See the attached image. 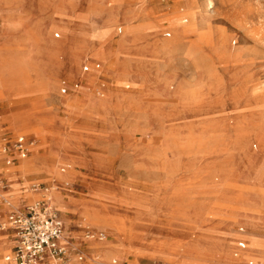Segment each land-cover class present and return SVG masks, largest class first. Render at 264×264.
<instances>
[{"label":"rangeland","instance_id":"374dc122","mask_svg":"<svg viewBox=\"0 0 264 264\" xmlns=\"http://www.w3.org/2000/svg\"><path fill=\"white\" fill-rule=\"evenodd\" d=\"M53 4L87 28L0 40V133L38 148L0 189V263L40 182L77 264H264V0Z\"/></svg>","mask_w":264,"mask_h":264},{"label":"built area","instance_id":"2783aa9c","mask_svg":"<svg viewBox=\"0 0 264 264\" xmlns=\"http://www.w3.org/2000/svg\"><path fill=\"white\" fill-rule=\"evenodd\" d=\"M86 68L83 66V70ZM71 87L76 88L77 84L73 83ZM59 90L64 92L66 88L60 87ZM33 145L34 140L23 134L14 136L3 134L0 143L3 165H11L15 156L24 157ZM5 186L6 180L0 176V189ZM29 188L39 193V198L7 216L14 241L11 250L3 256V264H71L67 248L58 243L63 231V223L58 211L47 197L49 187L40 182H32ZM2 200L5 201L3 198ZM89 237L94 235L89 234ZM104 237L102 232H97L95 235L98 240H103ZM237 246L243 248L244 244L238 242ZM81 259V254L76 253V260Z\"/></svg>","mask_w":264,"mask_h":264},{"label":"crops","instance_id":"0c3cea01","mask_svg":"<svg viewBox=\"0 0 264 264\" xmlns=\"http://www.w3.org/2000/svg\"><path fill=\"white\" fill-rule=\"evenodd\" d=\"M53 3H54V0H0V32L3 30V33H0V40L2 42L6 43V42H9L10 40L15 41L17 39H20L22 36H24V30H26V31L28 30L29 35L31 37L34 34V32L37 30L38 27L48 26L51 24L60 25V26L61 25L70 26V29L73 32H75L76 30H78L80 28H87L86 23H81V22L74 21V20H71V19H68L65 17L58 16L57 14L59 13V9L55 8ZM77 7L79 8V6H77ZM80 9L83 12L86 10L85 7H83V8L80 7ZM89 18L92 22L96 23L95 18H93L92 15ZM10 21L19 22L21 27H19L15 31H4V25ZM116 29L119 30V32H120V27L119 28L117 27ZM54 34H56V36H54ZM52 37L54 39L58 38L59 32H53ZM68 37H70V35L65 36V40L69 39ZM49 38H50V36L44 37V40L49 41ZM75 41L77 43L79 41V37H76ZM68 42H69V40H68ZM43 44H46V43L44 42ZM93 44H95V42ZM89 45H91V44H89V42H87V46H89ZM75 46L77 47L78 43ZM75 46L73 44V47H72L74 54L76 56L81 55L79 53V51L76 50V49H78V47L75 48ZM85 46H86V44H85ZM103 46H106V45L103 44ZM30 56H32V55H30ZM95 64H97V63L93 64V66H92L93 68L98 67V64H97V67H95ZM83 66L87 67V65H83ZM82 69H83V67H82ZM85 70H87V68ZM62 73L65 74V72H61V74ZM80 80H82V79H80ZM61 83L63 84L64 82L62 81ZM65 88H66V90L64 92H61V93H66L69 91H75V89L71 88V87L68 88L66 86ZM12 109H9L8 111L3 110V111H1V113L8 116V114L11 112ZM3 134H8L10 136H14L16 134H22V133L18 132V131L17 132L10 131V130L3 131L0 133V141H1V136ZM23 135H25V134H23ZM25 136L32 138L34 140V145H35V139L32 136H29V135H25ZM34 145L29 150V152L35 151L36 153H38L37 152L38 148H34ZM26 155L24 157L15 156L11 165L4 166L3 165V155L1 154V157H0V176L5 178L6 182H9L11 180V178H10L12 175L11 168L14 166H17L21 162V160H23L26 157ZM31 201H33V200H31ZM31 201H29V202H31ZM58 214H59V212H58ZM82 217H85V216H82ZM10 241H11V245H10L9 251L11 250V246H12L13 241H14L13 233H11ZM238 242H242L244 244V247H246L245 245L247 242L245 239L238 238V240H236V242H235V244H236L235 247L237 246ZM237 248H238V246H237ZM8 252H6V253H8ZM3 256L1 257V263L0 264H3ZM77 263H80V262H76L75 264H77Z\"/></svg>","mask_w":264,"mask_h":264},{"label":"bare ground","instance_id":"6f19581e","mask_svg":"<svg viewBox=\"0 0 264 264\" xmlns=\"http://www.w3.org/2000/svg\"><path fill=\"white\" fill-rule=\"evenodd\" d=\"M86 88V87H85ZM54 194V193H53ZM49 195V194H48ZM49 197V196H48ZM50 199H52L53 201H57V202H62V200L57 196V195H50ZM62 204V203H61ZM7 205H11V203H10V201H8L7 202ZM84 218V220H87V218L86 217H83ZM88 221V220H87ZM64 234H65V227H64V229H63V231H62V233H61V236L59 237V239H58V243H60L61 244V241L64 239ZM111 245H112V243H109V244H106V245H104L103 246V252H108L110 249V247H111ZM73 261H75L74 262V264L76 263V262H78L77 260H74V259H71L70 260V258H69V262L71 263V264H73Z\"/></svg>","mask_w":264,"mask_h":264}]
</instances>
